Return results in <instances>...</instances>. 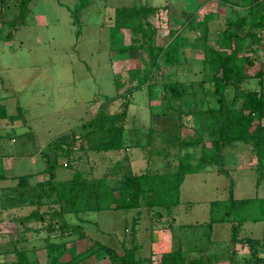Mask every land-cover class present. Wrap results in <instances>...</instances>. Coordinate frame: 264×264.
Instances as JSON below:
<instances>
[{
  "label": "rangeland",
  "instance_id": "1",
  "mask_svg": "<svg viewBox=\"0 0 264 264\" xmlns=\"http://www.w3.org/2000/svg\"><path fill=\"white\" fill-rule=\"evenodd\" d=\"M229 1L89 0L72 23L67 7L73 8L76 0H33L26 24L14 27L10 40L0 39V95L4 92L14 94L5 102L9 113L18 111V101L25 102L30 110L28 113L39 114V119L29 123L32 130L35 129L33 132H29V128L23 135L1 132L3 149L15 158L20 157L17 161L29 163L26 154L39 152V144L68 127L73 116L77 119L90 117L89 105L93 97L101 103L105 95L113 97L128 89V70L148 67L147 51L138 47L146 46V43L141 32L132 29L138 22L126 24L116 20L115 9L137 4L160 8L158 14L148 17L157 28L151 34L154 45L165 44L168 30L181 31L184 45L180 63L164 66L159 56L150 80L139 90L128 91L127 99L116 98L107 105V114L118 113L128 100L122 122V149L111 153L89 149L102 136V132H93L89 138L85 136L94 128L86 126L93 117L81 123L85 128L78 125L66 132L74 133L77 140L70 155L58 158L55 177H72L77 170L82 176L106 177L115 183L128 171L134 174L144 171L173 173L179 156L185 152L192 154L195 163L200 150L212 146L208 111L220 106L213 82L206 75L209 70L200 36L204 33L205 43L218 47L222 37L233 30L226 20L235 21L247 14V8L239 5L240 0ZM17 3L18 0H4L0 4V27L5 32L9 30L8 22L18 16ZM116 24L126 29L119 44L135 46L124 54L110 51L108 31ZM241 29L242 33L251 30L261 42L252 45L251 50L246 44L242 48V54L251 56L253 62L248 67L251 78L246 79L239 90L264 89V22L259 27L243 26ZM247 42H250L249 38ZM117 73H120L119 81L124 83L120 90L115 84ZM177 82L183 94L170 98L165 85ZM226 91L228 101L237 92L233 87ZM240 97L238 106L242 101ZM88 101L92 102L88 104ZM14 116L17 117L15 120L25 123L19 112ZM45 125L50 126L49 132L43 129ZM11 135L15 142H11ZM48 144L39 154L46 165L45 155L52 159L59 150L50 149ZM74 151L81 152L74 154ZM58 166L63 167L61 173ZM14 168L15 174H21L26 167ZM44 173L48 177L47 172ZM42 187L24 189L16 181L14 184L10 180L0 181V264H14L15 253L21 249L27 250L32 264H43L49 242L74 245L75 252L80 254L77 257L82 259L78 264H93L94 260L98 264H110L102 249L91 246L93 240L113 247L120 255H124L126 249H134L138 256L140 246L149 245L156 255L150 264H159L158 255L176 249L177 241L183 251L191 252L187 258L207 257L206 264H228L239 259L242 260L240 264H264V246L261 248L256 242L261 239L259 226L262 224L250 221L239 224L234 216L223 222L214 221V217H224L223 204L229 198L230 189L237 199L264 196V160L257 159L251 142L227 144L217 155V163L187 174L180 187L181 203L168 211L164 207H146L148 197L141 195L140 209L132 213L122 211L105 218L97 213L90 214L92 221L85 218L87 212L64 214L67 224L82 226L85 238H78L79 234L70 227L66 231L60 229L56 216H50L57 206L52 200L42 201L49 192L48 187ZM213 201L216 203L212 204ZM104 219L113 225H107ZM235 225L236 240H233ZM151 227L154 228L151 232L153 240L143 233L152 231ZM135 229L136 239L132 241ZM145 253L141 251V255ZM69 258L70 254L66 253L61 260Z\"/></svg>",
  "mask_w": 264,
  "mask_h": 264
},
{
  "label": "trees",
  "instance_id": "2",
  "mask_svg": "<svg viewBox=\"0 0 264 264\" xmlns=\"http://www.w3.org/2000/svg\"><path fill=\"white\" fill-rule=\"evenodd\" d=\"M33 0H18V16L8 22L9 30L4 31L0 27V39L10 40L13 36L12 29L19 25H25L27 17L30 14V6ZM225 1L229 0H213ZM4 0H0L3 4ZM89 0H79L73 8H68L73 21L77 18V13L84 8L85 3ZM239 5L247 8V14L239 16L235 21L227 19L226 23L233 26V30L228 31L219 41L218 47H212L205 43V34H201V49L204 51V58L208 72L206 75L213 82L214 92L218 95L217 101L219 107L215 110L208 111L207 122L210 126V134L213 137L212 146L209 149L202 148L200 156L195 163L192 162V154L185 152L180 155L177 162L176 170L173 173H151L144 171L134 174L130 171L125 172L120 180L111 183V179L106 177L90 178L82 176L79 171H75L69 179H55V168L60 156H68L73 150L76 142L74 133H65L52 140L48 147L59 149L51 159L48 154L45 155L47 161L46 172L48 174V195L52 198L53 204L57 206L50 216L58 219L59 227L65 230L68 227L79 234L78 238H85L86 234L82 226L75 224L70 225L63 219L64 214L87 211L103 210H133L138 209L142 203L141 195L147 196L145 206L149 208L170 209L181 203L180 187L185 176L190 173H196L205 169L211 163H217V155L222 148L233 142H251L255 155L259 161L264 160V89L240 91V85L251 75L248 73V67L252 64L253 59L249 55L242 54L244 44L251 46L261 42L257 34L246 30L242 33V27L247 26L252 29L263 25L264 22V0H240ZM159 7L148 5H130L119 6L115 9V19L123 21L126 24L137 21L138 25L133 29L134 32H141L142 40L146 46H138L147 51L148 67L144 69L135 68L128 70L127 82L130 84L128 89L123 90L116 96H104L98 107L95 116L86 124L92 125L93 130L89 129L85 134L89 138L93 132H102L100 140L89 146L90 150L112 151L120 150L124 146L123 140V119L126 115L128 100L123 103V110L118 113L107 114L105 108L111 100L116 98L127 99L128 91L139 90L152 76V71L157 67L156 60L161 56L164 66H171L180 63L182 56V47L184 45L183 36L180 30H168L165 37V44L156 46L153 44L151 37L156 27L148 20L150 15L158 14ZM73 23V22H72ZM202 25V24H199ZM150 30V33L149 31ZM126 31L122 25H113L109 28V46L110 50L119 53H127L134 45L123 46L119 44V39ZM247 38L250 42H247ZM194 46V44H191ZM120 73L115 75V84L118 90L123 87L119 81ZM136 81V83H133ZM179 83H168L165 85L169 97H180L183 90L179 89ZM233 87L236 94L230 101L225 99L227 89ZM240 91V92H238ZM241 104L237 105L238 97ZM19 109V108H18ZM0 117L6 118L7 113L5 106L0 104ZM10 120L17 118L9 116ZM85 124L81 127L85 128ZM224 174L228 175L227 172ZM0 177H4L0 167ZM27 177L22 176L21 182ZM25 182H23L24 184ZM232 185V181L230 180ZM24 187V186H23ZM216 202L213 201L212 204ZM224 217H214V221L223 222L226 218H238V223L246 221L262 222L261 239L256 242L260 247L264 246V197L255 196L251 198L237 199L232 195L230 189L229 198L224 202ZM215 208L211 210L212 216ZM85 220V219H84ZM66 231V230H65ZM232 239L236 240V225L233 227ZM97 246L102 249L109 257L110 264H138L137 253L135 250L126 249L124 255H120L113 247L105 245L98 240L91 241V246ZM250 248H253L252 245ZM66 253L70 254L67 261L61 258ZM191 252L182 250L181 244L177 241V248L163 252L160 256L159 264H206L203 256L190 257ZM80 254L75 252L74 245L68 246L66 242H49L46 246V259L43 264H78ZM16 260L14 264H32L31 257L25 249L17 250L15 253ZM248 260V259H247ZM236 264V262L228 263Z\"/></svg>",
  "mask_w": 264,
  "mask_h": 264
},
{
  "label": "crops",
  "instance_id": "3",
  "mask_svg": "<svg viewBox=\"0 0 264 264\" xmlns=\"http://www.w3.org/2000/svg\"><path fill=\"white\" fill-rule=\"evenodd\" d=\"M76 3H77V0L74 3V5ZM156 7H159V6H156ZM30 12H31V10H30ZM69 13H70V11H69ZM69 15H70V17L72 19V22H73V20H74L73 17L71 16V14H69ZM108 34H109V31H108ZM12 95H14V94H12ZM12 95L9 94V93H7V92H4V93H2L0 95V104H2V105L5 106V110H6V113H7V117L6 118H1L0 117V133L2 132V133H5V134H9V132H11V133L14 132V133H18V135L19 134L23 135V134H26L29 131V129H30L29 132H33V130H35V129L32 130V127H30L29 123H31L32 120H34L37 117H39V114L36 115V116L30 115L29 114L30 113V110L26 107V104H28V103L19 102V101L17 103V110L18 111H15L13 113H9L7 111L5 102L7 100V97H11ZM91 102L92 101H88V104H90ZM99 105H100V102L97 101L96 96L93 97V102L89 105V108H90V117H83V116L81 117L80 116L77 119V118H74V116H73L72 119H71V123H70V125L68 127L60 129L61 131L58 132L56 135H54L52 137L50 135V137H48L47 139L44 140L43 144H39V152L34 151V152H31V153L26 154V156L29 157V163L22 162L23 160H18L17 161L16 158H20V157H16L15 158L14 157L15 155H12V153H8L7 151H5L3 149V145H4L3 144L4 143L3 142L4 141V138H3V141H0V154L3 155L2 157H0V167L2 169V174H4V177H0V181H2V182H8L10 180L12 182V184H14L15 181H16L17 183H19V187L20 186L21 187L24 186V189H36V188H38V186H40V187H42V186L43 187H49L48 177H47L46 173H44V171H46V163H44L43 160L41 159V157L39 156L40 151L49 142H51L54 138H56V137H58V136H60L62 134H65L68 131H71L72 129H74V127H76L78 125H81V123L83 121L88 120V119H91L92 117H94L95 114H96V112H97V110H98ZM17 112H19L20 116L24 118V120H25V123L24 124H22L21 122H19V120H17V119L16 120L14 119L13 122H11V121L8 120L9 116H14V114H17ZM37 119H39V118H37ZM27 128H29V129H27ZM43 129H45V131H48L49 132L51 128H50V126L45 125L43 127ZM10 140H11V142H15L16 141L14 135H11L10 136ZM76 152H79V154H80L81 151H74V154H76ZM105 152L111 153V152H113V150L112 151H105ZM18 155L19 156H23L25 154H17V156ZM16 166L17 167H19V166L20 167L25 166L26 168L23 170V173H21V174H15L14 173L15 172V168L14 167H16ZM61 167L62 166H58L60 173H61V171H60V168ZM44 175H46V176H44ZM22 176L27 177V178L23 179L22 182H21V177ZM69 178H71V177H61V178L60 177H55V179H57V180H64V179H69ZM23 182H25V183L23 184ZM43 187H42V189H43ZM48 194L49 193L47 192V195ZM48 196L46 197V199H43L42 201H47V200L48 201L49 200L51 201L52 198L51 197L48 198ZM260 197H264V196L260 195ZM27 201H29V200H27ZM138 209H140V208H138ZM138 209H133V210H136L137 211ZM153 209H157V208H153ZM133 210H129L128 212L129 213H132ZM166 210L168 211V209H166ZM122 211H125V210H103V211H98V212H96V211H87V216H85V218L87 220H89V221H92V219L89 216L90 214L97 213V214H100V216H102L101 218H105L104 216H106V215H110V214L118 213V212H122ZM104 223H106L109 226L113 225L112 222H108L105 219H104ZM252 223H257V225H259V224L261 225L262 224V222H260V221H258V222H252ZM259 227H260V229L262 231V227L261 226H259ZM150 229L152 231L145 230V232H143V233L144 234H148L147 236H150V238L153 240L154 238H153L152 233L154 232V230H153L154 228L151 227ZM136 232L137 231L135 229V233L133 234V236L131 238L132 241L136 239ZM122 239L125 240L126 237L123 235L122 236ZM140 249H141V251H144L146 253L144 255H141V251H140V253H139L140 256L139 255L137 256L138 264H140V263L141 264H144V263L150 264L151 261H152V259H155V256H156L154 254V251H152V248L149 245L140 246ZM164 252H166V251H164ZM162 253H160L158 255L159 256V260H160V256H161ZM93 262L96 263V264H98L96 262V260H94ZM241 262H242V260H240V259L239 260H236V264H240Z\"/></svg>",
  "mask_w": 264,
  "mask_h": 264
}]
</instances>
